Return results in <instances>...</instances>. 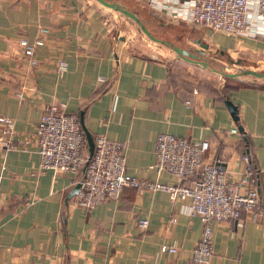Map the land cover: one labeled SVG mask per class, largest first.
I'll list each match as a JSON object with an SVG mask.
<instances>
[{
  "label": "crops",
  "instance_id": "0c3cea01",
  "mask_svg": "<svg viewBox=\"0 0 264 264\" xmlns=\"http://www.w3.org/2000/svg\"><path fill=\"white\" fill-rule=\"evenodd\" d=\"M107 9L97 0H0V116L15 121L13 148L0 149V264H194L203 226L189 199L126 187L119 199L86 210L72 200L82 172L40 170L33 132L49 103L82 118L93 139L122 141L128 172L151 182H180L153 167L161 133L207 140V157L237 175L245 167L240 156L250 153L264 201V78L227 76L240 84L205 85L169 60L136 53ZM41 26L50 34L33 67L20 39L33 41ZM198 33L197 54L220 51L241 57L239 64L264 57V37ZM60 59L69 64L62 77ZM227 100L238 107V121ZM239 126L240 134L230 132ZM4 127L0 122V138ZM140 218L149 220L146 229ZM213 243L210 264H264V218L243 212L238 221L215 222ZM165 244L178 251L162 253Z\"/></svg>",
  "mask_w": 264,
  "mask_h": 264
},
{
  "label": "built area",
  "instance_id": "2783aa9c",
  "mask_svg": "<svg viewBox=\"0 0 264 264\" xmlns=\"http://www.w3.org/2000/svg\"><path fill=\"white\" fill-rule=\"evenodd\" d=\"M163 19L209 28L231 36L247 38L264 37V0H138ZM50 28L41 26L33 41L21 38L24 55L31 66L40 63L38 50L47 44ZM65 59L58 60L57 73L62 77L68 70ZM4 123V138L0 149L13 148L15 121L0 116ZM240 134L238 127L230 130ZM34 139L40 155L41 171L83 172L80 187L73 195V203L86 210L110 199H119L126 187L140 194L163 190L172 201L189 199L192 216L201 220L203 231L193 249L194 264H210L214 254L213 224L221 221H238L243 212L258 213L264 218V201L259 192V176L251 164L249 153L240 159L244 169L233 174L223 169L220 159H210L207 140H192L172 133H161L155 144L157 170L167 171L177 178L178 184H166L139 179L127 169L125 144L98 134L94 138L95 149L87 153V139L80 119L75 113L65 112L57 103H49L35 125ZM3 169L5 166L3 164ZM2 174L0 173V180ZM174 220V219H173ZM138 226L146 229L147 218H140ZM174 246L162 245V253H176Z\"/></svg>",
  "mask_w": 264,
  "mask_h": 264
},
{
  "label": "rangeland",
  "instance_id": "374dc122",
  "mask_svg": "<svg viewBox=\"0 0 264 264\" xmlns=\"http://www.w3.org/2000/svg\"><path fill=\"white\" fill-rule=\"evenodd\" d=\"M112 1L118 2L130 11L137 13L155 37L168 43L166 45L152 40L141 30L140 26L134 20L117 10L112 8L107 9L112 14V21L116 33H120L129 39L132 45L131 48L136 53L154 59L169 60L178 72L188 75L191 74L202 82L204 81V83L205 81L212 80L213 82L217 81V84H221L223 80H229V77L217 73L212 69L181 59L173 48L169 46L172 43L196 53V49H201V46L196 43V39L202 27L163 19L164 17L154 14L145 2L143 3L138 0ZM198 56L200 60L211 63L215 68L227 74L240 73L244 70H255L264 73V57H260V59H247L243 64H239L236 60L241 57L236 56L231 58L228 55L221 54L220 51L204 52L203 54H198ZM243 78L254 79L256 77L250 75L249 77ZM259 80L264 82V79Z\"/></svg>",
  "mask_w": 264,
  "mask_h": 264
},
{
  "label": "water",
  "instance_id": "95a60500",
  "mask_svg": "<svg viewBox=\"0 0 264 264\" xmlns=\"http://www.w3.org/2000/svg\"><path fill=\"white\" fill-rule=\"evenodd\" d=\"M99 3H101L102 5L106 6V7H109V8H112L114 10H117L121 13H123L124 15H126L127 17L131 18L132 20H134L141 28V30L146 34L148 35L152 40L156 41V42H160L162 44H168L166 43L165 41L163 40H160L158 39L157 37H155L151 31L146 27V25L142 22V20L140 19V17L130 11L129 9H127L126 7H124L122 4L118 3V2H114L112 0H97ZM169 46H171L173 48V50L179 55L181 56L182 58H184L185 60L189 61V62H192V63H199V64H202L204 67H207L208 66V63L204 60H200L199 59V56L197 54V52H199V50H196V53H193L187 49H184V48H181L179 46H176L174 44H169ZM204 48H207V45H203ZM215 72L217 73H220L224 76H229V77H239L241 75H253L257 78H264V73H261V72H258V71H255V70H244L240 73H231V74H227V73H224V72H221V71H217L214 69ZM226 104H227V107L233 117L234 120L238 121L239 120V116H238V107L236 105H234L232 103V101L230 100H227L226 101ZM80 123H81V126H82V129L86 135V138L87 140L89 141L91 147H90V155L93 154L94 152V149H95V143H94V139L90 136L89 132L87 131L86 127L84 126V121L83 119L81 118L80 120ZM239 130L240 131H243L244 128L243 126H239Z\"/></svg>",
  "mask_w": 264,
  "mask_h": 264
},
{
  "label": "trees",
  "instance_id": "16d2710c",
  "mask_svg": "<svg viewBox=\"0 0 264 264\" xmlns=\"http://www.w3.org/2000/svg\"><path fill=\"white\" fill-rule=\"evenodd\" d=\"M137 14V13H136ZM138 15V14H137ZM139 16V15H138ZM140 17V16H139ZM140 19H141V17H140ZM142 20V19H141ZM208 63V67L207 68H209V69H212V70H217V71H221V70H218L217 68H215L211 63H209V62H207ZM217 81H212V80H209V81H205V85H208V86H210V87H214V86H217L218 84L216 83ZM232 84H240V83H234V82H232V81H230V78H229V80H228V83H227V85H232ZM226 98H227V96H226ZM242 133H244V132H242ZM247 153V152H246ZM250 154V153H249ZM250 157H251V155H250ZM251 164H252V166H253V168L255 169V172H256V174H257V176H259V172H258V167L256 166V164H255V162H254V160H253V158L251 157ZM83 173V172H82Z\"/></svg>",
  "mask_w": 264,
  "mask_h": 264
}]
</instances>
